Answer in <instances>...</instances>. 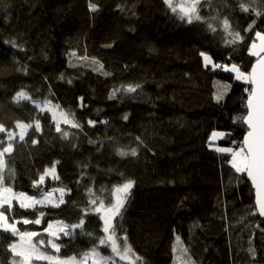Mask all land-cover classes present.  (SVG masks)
Segmentation results:
<instances>
[{"label":"trees","instance_id":"16d2710c","mask_svg":"<svg viewBox=\"0 0 264 264\" xmlns=\"http://www.w3.org/2000/svg\"><path fill=\"white\" fill-rule=\"evenodd\" d=\"M254 7L264 11V0ZM178 13L164 0H0V124L16 134L4 169L6 177L15 169V176L5 184L34 197L64 190L59 207L21 209L14 201L1 210L9 222L21 221L19 232H37L32 241L44 240L37 246L47 255L80 258L98 245L104 222L100 204L90 201L110 204L117 186L134 181L117 223L136 264H178L184 245L190 264H264V218L254 190L246 173L229 163L231 154L209 145L214 130L225 131L220 142L226 145L243 140L246 125L234 120L246 115L251 86L205 67L200 55L250 72L256 58L248 48L255 31H264V17L242 12L238 0H202L203 20L192 23ZM224 18L242 43H226L232 36ZM253 18L255 31L245 32ZM21 89L42 108L47 101L45 111L31 101L13 103ZM36 119L41 131L30 129L19 142L15 122ZM0 137L6 146L7 132ZM53 164L59 178L47 175L34 186ZM37 218L40 224L22 223ZM82 218L83 229L55 239L59 252L47 245L52 221L71 227ZM15 241L0 229V264H19L9 247Z\"/></svg>","mask_w":264,"mask_h":264},{"label":"snow or ice","instance_id":"6c2138e0","mask_svg":"<svg viewBox=\"0 0 264 264\" xmlns=\"http://www.w3.org/2000/svg\"><path fill=\"white\" fill-rule=\"evenodd\" d=\"M165 4L174 12H177L179 8V18L184 20L186 19L188 23H192L193 21H201L203 17L199 15V6L202 3V0H184L183 3L179 5L173 4V0H164ZM204 3H208L209 0H203ZM239 9L242 12L254 13L256 18L264 17V11L260 10L257 7H254L258 3V0H250V3H245L244 0H238ZM89 8L91 11H97V5L89 4ZM256 19L253 18L252 22L248 25V27L244 30L245 32L255 31ZM209 29L213 32L216 29L209 24ZM223 28L224 31L228 33V35L232 36L231 40L226 41L227 44H237L238 42L242 43L244 37L239 32H232L230 22L227 18L223 20ZM255 38L251 46L248 48L249 56L255 57L256 62L252 65V69L250 72L245 73L241 70V66L238 64H215L212 61V57L207 53L201 52L200 55L203 57L205 67L209 64L214 68H221L226 72L235 73V79L239 81H244L249 84L251 88H245V92L247 93V99L245 101L244 107L246 108V115L238 117L234 120V123L237 121L246 125V134L243 137V140L238 143L237 148L231 147H221L216 150L221 153H229L231 154V160L229 163L235 169L237 173H246L247 176L251 179L253 185L257 189V205L260 215L264 216V32L255 31ZM257 40L259 43H257ZM12 43V47H17L14 42ZM231 59V57H229ZM103 68V65H100ZM71 83V81H69ZM138 87V86H137ZM227 88L228 86H224ZM127 91L135 92L136 88L129 86ZM221 94L217 97L219 101L222 98ZM21 101H31L37 108H41V111H45L47 107V101L45 103V107H41V104L37 101L32 100V97L29 93L23 89L17 91L15 95L12 97V102L19 105ZM58 107V106H57ZM65 117V122H68L66 116L68 114H63ZM55 119V116L53 117ZM127 115H125L124 119H127ZM94 121L89 120L88 124L94 125ZM73 127H80L79 124H72ZM15 127L20 130L19 132V142L25 141V135L27 134L28 129H33L34 132L41 131V124L39 119H36L32 123H25L22 121H16ZM57 132L61 131L59 124L56 126ZM7 132V145L5 146L4 140L0 137V209H3L5 204H8L9 209L11 208L12 200L19 201V207L21 209H34L37 204H44L47 196L50 194H44L42 199H37L34 196H27L25 193L16 194L13 192L11 187L6 186L5 181L8 178H14L15 169H8L7 177L5 176L4 169L6 167L5 154H11L13 151V145L15 141L16 134L12 131H8L3 124H0V133ZM213 137L216 136H225V133H216L214 132ZM227 135H230L228 133ZM68 133L64 132L63 137L67 138ZM33 145L37 144L38 141L33 139L31 140ZM233 144H237L236 141L232 142ZM119 155L124 156L127 153L119 152ZM132 156L136 155V151L132 150ZM56 163H59L58 161ZM52 175L54 178L58 179L56 176V165L53 164L51 168L46 169L44 175L40 176L38 182L34 181V186L37 183H43L45 176ZM134 181H128L115 191L118 194L116 196L115 203H111L110 207L106 208V215L101 216V219L104 222V227L102 229L104 235L98 238V245L94 246L89 252L84 253L80 260H77L76 257H68L66 259L61 260L60 258L52 255H47L44 251H41L40 247L37 245H45L44 240H38L36 242L32 241L33 237H37L39 234L37 232H19L16 225L21 223V221H14L12 223L8 222V217L5 216V211L0 210V229L4 232H10L12 236L19 235L20 241L22 242L20 245L16 243L11 244L10 250L14 257H19V264H32L33 259L35 260H46L49 264H85L86 261L90 260L91 264H115L112 256H104L99 251V246H107L111 249V252L120 258V260H127L128 264H136V261L139 260V257H135V253L133 252L130 244L128 243L127 235L122 237L117 235V225L113 223V221L122 217V212L125 209V202L127 199L128 191L133 187ZM61 197L59 204H56L55 207H59L60 204L64 203L63 194L64 190L60 189ZM90 195H92V190L89 189ZM122 194V195H120ZM93 205L99 203L101 206L104 205L103 200L93 199L90 201ZM97 212L100 211V208L96 209ZM87 215V212L84 213ZM44 215L43 212L40 213L42 217ZM40 219L37 218L34 221L23 219V224L35 223L40 224ZM85 220L82 218L79 223L72 225L69 230L65 231V228L68 226H64L60 229L65 236H71L73 234V230L76 228L83 229V225ZM52 226L49 225L50 229ZM48 229H45L47 231ZM55 235V234H52ZM88 235H91L89 233ZM177 239V245L174 246V250L179 247V237ZM47 245H50L52 248L56 250V252L60 251V245L53 242V240H48ZM181 254H185L187 252L184 248H179ZM254 253V249H250ZM134 258V259H133ZM13 264H17V261L14 259Z\"/></svg>","mask_w":264,"mask_h":264},{"label":"rangeland","instance_id":"374dc122","mask_svg":"<svg viewBox=\"0 0 264 264\" xmlns=\"http://www.w3.org/2000/svg\"><path fill=\"white\" fill-rule=\"evenodd\" d=\"M184 2V0H173V3L175 4V5H179V4H181V3H183ZM178 10V12H179V8L177 9ZM261 32H264V31H261ZM257 43H259V41L257 40ZM209 55V54H208ZM210 56V55H209ZM73 57H75V55L73 56ZM212 61H213V63H215V61H214V59L212 58ZM216 64V63H215ZM231 65V64H230ZM229 65V66H230ZM94 66L96 67V65H95V63H94ZM208 66H212L211 64H209ZM242 70V69H241ZM242 71H244V70H242ZM245 72V71H244ZM245 73H247V72H245ZM235 74V73H234ZM29 130L30 129H28V131H27V133L29 132ZM214 132H216V133H225V131H223V130H214L213 132H212V134L214 133ZM211 134V136H210V143H209V145H210V147L211 148H213V149H217V148H221V147H231V148H234V149H236L237 148V146H234V147H232V146H229V145H226V144H224V143H221L220 142V140L221 139H223L225 136H216V137H213V135ZM6 155V154H5ZM125 184V183H124ZM123 185V184H122ZM122 185H120V186H122ZM120 186H117L115 189H114V198H113V201H112V203H115V201H116V196L118 195L117 193H116V189L117 188H119ZM130 191V190H129ZM129 191H128V194H127V197H128V195H129ZM14 192V191H13ZM14 193H16V194H19V193H24V192H14ZM27 196H31V195H29V194H27V193H25ZM45 194H50V195H48L47 196V199H46V201H45V203L44 204H37L35 207H42V206H45V205H49V204H59V201H60V197H61V193L60 194H56V192H54V191H50V192H47V193H45ZM120 195H122V194H120ZM43 196L44 195H42L41 197H36L37 199H42L43 198ZM127 200V199H126ZM14 201H18V200H12V202H14ZM19 202V201H18ZM126 203V202H125ZM111 204V203H110ZM110 204H105L104 203V205L103 206H101V205H99L98 206V208H100V214L103 216V215H106L107 213H106V208L107 207H110ZM5 205H7V204H5ZM1 210V209H0ZM6 216V215H5ZM119 218V217H118ZM118 218H116L114 221H113V223L114 224H116L117 225V235L118 236H120V237H122L123 236V234L122 233H120L119 232V229H118V223H117V219ZM9 222V221H8ZM9 223H11V222H9ZM49 225H51L52 227L49 229V228H47L48 230L46 231V233L50 236V239L49 240H53V242L54 243H56V241H55V239H58L62 234H63V232H61L60 231V229L62 228V227H64V226H68L67 228H65V231H67V230H69L70 229V226L66 223V222H64V221H62V220H54V221H52ZM52 234H55V235H52ZM17 237H18V241H15L14 243H16L17 245H20L22 242L20 241V237H19V235H17ZM34 238V237H33ZM32 238V239H33ZM127 238H128V236H127ZM128 243H129V240H128ZM57 244V243H56ZM130 244V243H129ZM50 246V245H49ZM130 246H131V244H130ZM51 247V246H50ZM100 248H99V251L101 252V254L102 255H104V256H112L113 257V260L115 261V264H127L128 263V261L127 260H120V258L118 257V256H115L112 252H111V249L109 248V247H107V246H103V245H101V246H99ZM52 248V247H51ZM103 248H105L107 251H108V254H105V253H103L102 251H101V249L103 250ZM132 248V247H131ZM54 249V248H53ZM133 250V249H132ZM178 264H190V261L184 256V255H182L181 254V252L178 250ZM82 257H80V258H77V260H80ZM64 259H66V258H64ZM134 259V258H133ZM61 260H63V259H61ZM36 261H41V262H48V261H46V260H35V259H33V261H32V264H36ZM85 264H91V261L90 260H88V261H86L85 262ZM110 264H111V262H110Z\"/></svg>","mask_w":264,"mask_h":264},{"label":"water","instance_id":"95a60500","mask_svg":"<svg viewBox=\"0 0 264 264\" xmlns=\"http://www.w3.org/2000/svg\"><path fill=\"white\" fill-rule=\"evenodd\" d=\"M255 62H256V61H255ZM255 62H254V63H255ZM254 63H253V64H254ZM251 69H252V67H251ZM250 71H251V70H250ZM246 176H247V174H246ZM247 178H248V181L250 182V184H251V186H252V188H253V190H254L256 209H257L258 214L260 215L259 210H258V205H257V189H256V187L253 185L251 179H250L248 176H247ZM260 216L264 218V216H262V215H260Z\"/></svg>","mask_w":264,"mask_h":264},{"label":"bare ground","instance_id":"6f19581e","mask_svg":"<svg viewBox=\"0 0 264 264\" xmlns=\"http://www.w3.org/2000/svg\"><path fill=\"white\" fill-rule=\"evenodd\" d=\"M182 248H185V249H187L185 245H184V246H182Z\"/></svg>","mask_w":264,"mask_h":264}]
</instances>
